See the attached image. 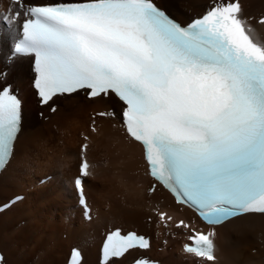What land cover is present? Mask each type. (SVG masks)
Here are the masks:
<instances>
[{"label":"snow or ice","instance_id":"1","mask_svg":"<svg viewBox=\"0 0 264 264\" xmlns=\"http://www.w3.org/2000/svg\"><path fill=\"white\" fill-rule=\"evenodd\" d=\"M13 3L20 9L15 15L25 17L15 52L35 57L42 103L81 90L90 98L115 94L151 175L180 203L213 226L264 214V38L240 0H214L186 26L155 0ZM258 23L264 26V17ZM20 129L21 101L4 88L0 171L12 158ZM89 169L84 160L82 174L91 175ZM76 185L83 203L81 179ZM165 216L160 213L161 220ZM177 227L190 226L181 220ZM215 235L193 231L186 251L215 262ZM149 247L144 237L116 230L103 248L105 264Z\"/></svg>","mask_w":264,"mask_h":264},{"label":"bare ground","instance_id":"2","mask_svg":"<svg viewBox=\"0 0 264 264\" xmlns=\"http://www.w3.org/2000/svg\"><path fill=\"white\" fill-rule=\"evenodd\" d=\"M31 2L47 3L51 0ZM155 2L176 20L187 24L206 13L214 0ZM240 2L244 15L264 38V26L258 23L264 17V0ZM17 11L20 9L11 0H0V74L9 69L6 81H0V90L5 84H12V90L21 91L23 102L22 129L16 139L12 158L0 174V200L8 193L20 191L0 206L16 196H23L22 201L0 214V251L5 256L3 263L63 264L65 248L68 246L70 250L64 264L73 249L81 251V264H98L103 237L110 230L121 228L123 233L135 231L149 237L151 247L146 251H131L122 259L114 260L113 264H130L141 257L158 264H264V214H247L211 228L202 223L191 210L175 204L173 198L160 186L153 195H149L148 191L154 181L148 176L144 149L126 134L122 124L124 106L113 95L88 99L85 93L78 92L68 97H57L53 104L58 105V108L53 114L49 113L50 106L43 108L39 105V99L32 89V58L16 57L7 64L25 20L24 16L16 17ZM102 112L108 115H98ZM79 129L84 134L80 149L84 143L88 145L86 155L84 145L82 151L77 150L67 135L68 132L77 133ZM63 155H66L65 160H59ZM83 160L88 161L91 172L84 181L87 205L91 208L90 222H86L84 210L78 205L74 187ZM105 160L110 162L111 169L104 168L102 161ZM62 163L72 176L73 188H57V196L65 204L73 202L75 197L77 202L74 206L77 210L74 208L71 215L67 216V239L59 240L56 246H52L48 243L59 238L58 227L46 230L48 224L40 209L35 203L30 205L31 200L48 187L38 182L37 192H33L30 186L35 185L38 177H41L40 182L46 183L51 179L45 180L49 175L54 174L56 177V168ZM71 165L74 167L70 169ZM34 167L38 172L31 176ZM125 179L131 182V186L123 184ZM71 205H62L60 208ZM160 213H166L167 216L161 220ZM181 220L190 227H177ZM106 224L111 226L104 227ZM193 231L215 232V262H202L183 252ZM171 234H175L173 238ZM178 234L181 253L175 258L170 255L169 248Z\"/></svg>","mask_w":264,"mask_h":264},{"label":"rangeland","instance_id":"3","mask_svg":"<svg viewBox=\"0 0 264 264\" xmlns=\"http://www.w3.org/2000/svg\"><path fill=\"white\" fill-rule=\"evenodd\" d=\"M67 135H68L69 140H71V142H73V144H75V148L77 150L80 149V143L82 142V140H84L83 139L84 138L83 137L84 134H83L82 130L79 129V131L77 133H74V132H70L69 133L68 132ZM55 143L57 144V142H55ZM86 143H84L83 145H85ZM82 146H81V149H80L81 151H82ZM84 153H85V155L87 154L86 151H84ZM65 156L66 155H63L61 158H59V160L62 159V161H64L65 160ZM102 163L104 164V168L111 169V164H110V162L108 160H105L104 162L102 161ZM72 167H74V166L71 165L70 169ZM56 169H57V172L55 173L56 177H54V174H53V175H49V177L45 178V180L51 178L50 180H48L47 183L46 182H42V181L40 182V178L41 177H38V178H36L37 181H36L35 185L30 186V189L33 192H37L36 186H38L39 184H41V186H43V187H48V189H46L43 193L37 194V196L33 199V201L31 200L30 205H33L35 203L37 205V207L40 209V213L44 217L43 219L45 220V223L48 224L47 227H46V230L50 231V229H52L54 227H58L59 238L58 239H53V240H51L48 243L49 245H52V246H56L59 240L64 241V240L67 239L68 234L65 231L66 227H67V225L69 223V220H68L67 216L71 215L72 210L76 207V206H74V204L77 202L75 200V197H74L73 202L69 203V204H72L71 206L65 207L63 209L60 208V206H62V205H69V204H65V202L62 199H60L59 196H57V188L58 189L59 188H61V189L62 188H64V189H66V188L68 189L69 188V190H70V189L73 188V185H72V176L70 175L69 170H67V168H65V164L62 163V165L57 167ZM59 169H61V170H59ZM75 169H77V166H75ZM37 172H38L37 169L34 167L32 169L31 176L37 174ZM38 182H39V184H38ZM51 184L53 185V187H52ZM123 184L125 186H127V187L131 186V182L128 181L127 179H125L123 181ZM10 187H12V186H10ZM12 191H13V189H12ZM14 192H12V194L8 193V194H6L5 197L1 198L0 204L3 203V202L8 201L10 199V197H12L16 193H19L20 191H16L15 193ZM122 197H124V196H122ZM121 199H123V198H121ZM81 218H82V215L80 216V219ZM83 218H84V216H83ZM63 220H64V224H63ZM86 222H90V220H86ZM106 226L109 227L111 225L110 224H106L104 227H106ZM39 233H41V230H40ZM174 235L175 234H171V238H173L172 236H174ZM95 238H96V236L93 238V240ZM180 243H181V241H180V237H179V234H178L177 235V239H174V242H173L172 246L169 248L170 255L175 256V258H178V256L181 253L180 252V248L178 247ZM72 247H74V246H72ZM69 250H70V248L67 246L65 248V256H64L65 258L63 260V264L65 263V261L67 259V256L69 254ZM160 251H161V248H160ZM96 257L98 258V246H97V249H96ZM92 264H94V263H92Z\"/></svg>","mask_w":264,"mask_h":264}]
</instances>
